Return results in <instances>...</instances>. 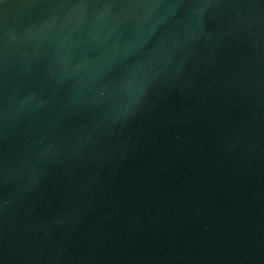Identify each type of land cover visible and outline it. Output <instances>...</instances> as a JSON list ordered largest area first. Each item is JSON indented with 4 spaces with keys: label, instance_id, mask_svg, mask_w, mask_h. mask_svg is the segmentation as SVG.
I'll use <instances>...</instances> for the list:
<instances>
[{
    "label": "water",
    "instance_id": "1",
    "mask_svg": "<svg viewBox=\"0 0 264 264\" xmlns=\"http://www.w3.org/2000/svg\"><path fill=\"white\" fill-rule=\"evenodd\" d=\"M0 264H264V0H0Z\"/></svg>",
    "mask_w": 264,
    "mask_h": 264
}]
</instances>
